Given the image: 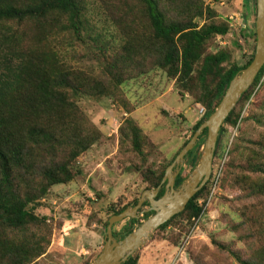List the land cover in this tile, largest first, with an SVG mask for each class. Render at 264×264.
Instances as JSON below:
<instances>
[{
	"label": "trees",
	"instance_id": "16d2710c",
	"mask_svg": "<svg viewBox=\"0 0 264 264\" xmlns=\"http://www.w3.org/2000/svg\"><path fill=\"white\" fill-rule=\"evenodd\" d=\"M91 4L114 26L118 47H109L89 33L85 15ZM243 8L245 29L246 15L252 13L254 30L241 29L240 40L256 43V0H243ZM230 33L228 19H222L205 0H0V264H41L63 232L65 222L46 212L45 201L54 189H65L82 176V159L103 138L80 108L81 99L109 98L126 110L129 117L118 130V152L136 160L130 161V167L146 184L144 191L157 189L166 169L214 113L232 79L253 60L254 52L238 65L227 48L217 47L216 39ZM59 45L96 51L98 72L82 61L81 68L73 66L82 55L74 53L68 62ZM156 73L166 79V85L176 87L181 100L189 96L202 111L182 149L164 165L149 164L159 154L158 146L132 118L137 109L125 90L128 83L152 79ZM263 79L264 67L224 122L213 162L227 155L222 181L238 192L233 206L245 214L229 230L245 249L236 250L235 243L214 238L213 250L189 241L183 250L195 264H264V104L251 102ZM247 104L249 115L244 118ZM241 124L248 125L229 148V131ZM251 127L262 131L253 136ZM203 141L186 158L191 170ZM185 179L181 171L175 188ZM209 193L210 183L152 239L165 240L169 228L180 227L174 244L181 248L182 234L203 218L206 201L203 205L199 201ZM163 194L162 186L158 198ZM139 199L126 204L119 199L98 213L88 200L89 220L98 222L105 236L109 219L136 206ZM143 208H149V203ZM152 215L144 214L142 220ZM139 225L140 220L126 219L113 227V236L123 240ZM139 259L137 251L124 264H139Z\"/></svg>",
	"mask_w": 264,
	"mask_h": 264
},
{
	"label": "rangeland",
	"instance_id": "374dc122",
	"mask_svg": "<svg viewBox=\"0 0 264 264\" xmlns=\"http://www.w3.org/2000/svg\"><path fill=\"white\" fill-rule=\"evenodd\" d=\"M205 2L216 10L222 19H227V16L232 14L238 15V19L232 23L233 25L230 24L231 33L224 38H217L216 45L220 49L227 48L232 54V60L238 65L243 64L250 58L256 46L253 39H247L244 42L239 37L241 25L245 23L243 21L245 15L243 0H205ZM251 14L246 15L248 17L247 29H249V32L254 30V16ZM85 17L89 33L96 40L109 47L120 45L114 26L106 21L103 12L96 4L89 6ZM58 49L68 62H71V56H75V54L76 56L82 55L81 59L72 62L73 66L81 68L78 64L82 61L83 64L92 66L95 69L94 73L98 72L96 51L85 49L82 46L70 49L65 45L63 47L59 45ZM212 50L215 52L214 48ZM165 82L166 79L160 73H156L152 79L142 78L137 83L133 82L135 84L130 85L128 83L125 85V87L127 86L125 89L126 97L137 109L132 118L139 124L145 134L152 139L153 143L158 146L159 154L149 161V164L154 163L153 165H164L166 161H171L177 155L184 142L189 139L192 127L202 115V111L195 107L192 98L186 96L184 100H181L176 87L171 84L166 85ZM251 102L264 104V79L260 89L257 88L253 93ZM79 105L89 120L102 132L103 138L82 159V176L65 189H54L44 205L49 208L46 212L51 213L55 220L65 222L81 219L88 225L91 222L88 217V200L92 201V209L95 212L103 211L108 205L117 202L119 199L123 204H126L140 198L146 184L140 181L139 174L130 167V161H136L133 156L119 154L118 152V130L124 120L129 117L126 110L109 98L101 101L88 97L82 98ZM249 110L250 106L247 104L242 114L244 118L248 117ZM247 125L241 124L238 129H230L229 148L233 140L239 136L240 129L245 130ZM259 131H262V128H250L253 136H257ZM202 148L203 146L200 148L199 156ZM216 161L218 162L214 164L211 178L208 181L210 183V193L205 200L200 199L199 201L201 205L206 201L205 214L203 218L196 221V223L194 222L195 225L189 232L182 234L179 243L192 233L193 237L190 242L193 241L198 244V247L203 244L213 250L211 240L214 238L218 242L235 243L233 246L236 250L245 249L242 244L237 242L235 234L229 230V226L233 223H239L243 220L245 214L240 210V207L233 206V201L238 192L222 181V178L224 179V168L226 169L228 164L227 155L224 154ZM220 169L221 176L218 175ZM182 171L186 178L192 171L187 160ZM215 175L216 177L219 176L216 185L215 181L212 183ZM144 209L149 208L142 207L139 215ZM143 215L139 218L140 224L144 221L142 220ZM223 216H225L224 219ZM87 221L89 222L87 223ZM182 224L185 225L187 222ZM115 230L119 232L121 225L117 226ZM179 232L180 227H171L166 232L165 240L151 238L139 250V264H195L190 259L188 251H180L179 247L174 244V237ZM59 246L56 242L55 248L57 250L52 255L53 257L51 259L47 258L41 264H58V262L59 264H68L66 262L68 259H64L62 256L64 253L59 254ZM85 263L87 261L82 262V264ZM234 264L236 263L234 262Z\"/></svg>",
	"mask_w": 264,
	"mask_h": 264
},
{
	"label": "water",
	"instance_id": "95a60500",
	"mask_svg": "<svg viewBox=\"0 0 264 264\" xmlns=\"http://www.w3.org/2000/svg\"><path fill=\"white\" fill-rule=\"evenodd\" d=\"M256 46L250 65L240 71L230 82L221 102L214 113L194 133L189 143L166 169L161 185L154 190L144 191L136 206L126 209L109 219L104 237V245L98 257L91 264H124L140 250L155 234L157 229L181 214L191 199L210 180L213 171L214 155L221 128L246 91L253 85L264 67V0H256ZM206 132V135H204ZM204 140L200 158L187 178L178 188L176 179L183 165L200 140ZM162 186L164 194L158 198ZM149 209L142 210L145 203ZM153 213L123 240L113 236V227L126 219L139 220L142 214ZM144 216V215H143Z\"/></svg>",
	"mask_w": 264,
	"mask_h": 264
},
{
	"label": "crops",
	"instance_id": "0c3cea01",
	"mask_svg": "<svg viewBox=\"0 0 264 264\" xmlns=\"http://www.w3.org/2000/svg\"><path fill=\"white\" fill-rule=\"evenodd\" d=\"M89 221H87L88 223ZM104 237L102 226L98 222H90L86 225L81 219L65 221L62 234L56 237L54 244L49 250V256L43 258L41 263L51 259L54 252L56 242L59 246V254L64 253V259H68V264H82L84 261H90L96 257L104 245ZM59 264V262H58Z\"/></svg>",
	"mask_w": 264,
	"mask_h": 264
},
{
	"label": "built area",
	"instance_id": "2783aa9c",
	"mask_svg": "<svg viewBox=\"0 0 264 264\" xmlns=\"http://www.w3.org/2000/svg\"><path fill=\"white\" fill-rule=\"evenodd\" d=\"M227 19H228L229 23H230L231 26H232V25H233L232 23L238 19V15H236V14L229 15V16H227ZM241 23H242V22H241ZM245 28H246V25L242 24V25H241V29H245ZM245 30H246V29H245ZM218 175L221 176V169H220ZM219 176L216 177V175H215V176L213 177V179H212V183H214V181H215V185L218 184ZM215 177H216V178H215ZM192 237H193V236H192V233H190V235H189L187 238H185V239L183 240V243H184V244L181 246V248H179L180 251H183V252H184V250H183L184 245L187 244V243L191 240Z\"/></svg>",
	"mask_w": 264,
	"mask_h": 264
},
{
	"label": "clouds",
	"instance_id": "9594fccd",
	"mask_svg": "<svg viewBox=\"0 0 264 264\" xmlns=\"http://www.w3.org/2000/svg\"><path fill=\"white\" fill-rule=\"evenodd\" d=\"M214 166V165H213ZM213 172V171H212ZM211 178V177H210Z\"/></svg>",
	"mask_w": 264,
	"mask_h": 264
}]
</instances>
